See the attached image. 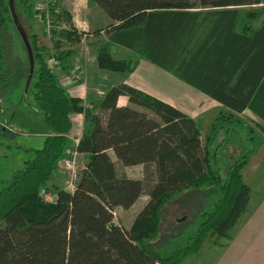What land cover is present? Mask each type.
<instances>
[{
	"label": "trees",
	"instance_id": "16d2710c",
	"mask_svg": "<svg viewBox=\"0 0 264 264\" xmlns=\"http://www.w3.org/2000/svg\"><path fill=\"white\" fill-rule=\"evenodd\" d=\"M89 4L107 19L93 32L106 38L96 48L99 69L131 74L143 58L227 111L218 116L213 136L202 140L193 118L126 82L102 89L92 109L66 91L49 62L68 74L73 50L63 44H78L89 31L74 26L59 0L34 10L32 0H14L17 25L9 0H0V89L10 84L3 34L18 32L21 37L22 31L32 49L33 69L29 71L28 59L21 70H26L38 117L49 130L40 147L26 149L31 157L0 186V264H184L208 236L228 237L250 200L241 168L254 151V137L240 114L264 75V19L259 27L253 24L257 14L264 15V6L251 7L264 0ZM35 13L46 25L47 18L52 22L47 31L51 48L40 43L32 28ZM21 19L29 21L27 31ZM110 45L129 50L135 58L114 56ZM120 96L127 98L126 104H118ZM74 113L83 114V121L72 148L86 162L73 187L55 188L49 200L44 193H49L48 181L70 146ZM220 130L224 136L217 140ZM229 138L235 158L228 162L221 156ZM138 165L142 177H130L126 169ZM185 191H201L200 205L191 220L187 215L176 219L177 231L158 244L164 206ZM142 195L147 201L129 228L113 221L115 209L130 208Z\"/></svg>",
	"mask_w": 264,
	"mask_h": 264
},
{
	"label": "rangeland",
	"instance_id": "374dc122",
	"mask_svg": "<svg viewBox=\"0 0 264 264\" xmlns=\"http://www.w3.org/2000/svg\"><path fill=\"white\" fill-rule=\"evenodd\" d=\"M47 1L49 0H32L33 10L38 6L45 7ZM65 4H67V0H62V2L60 3V7L62 8L63 6H65ZM258 8L259 7H255L253 10ZM263 16L264 15L259 16L257 14L256 19L259 18L258 19L259 21L261 18H263ZM36 18L41 23L39 24L41 28L39 30V33L37 34L40 43H43L44 45H47L51 48L52 45L49 40L51 33H47V26L45 24V21L37 13L34 14L31 20L32 28H34L33 23H34V19ZM28 22L29 21H27L26 19H21V23L26 31L28 30ZM105 24L106 23H101L100 26L102 25L104 26ZM88 31L89 34L87 36H83L78 44L75 45L63 44V48L72 49L73 53L75 52V58H77L78 56H81L83 51L88 50V52H90V50L88 49V45L96 44V48H97V46L106 43L105 36H103L104 34L99 35L100 36L99 39L97 37L98 35H95L93 33L94 31L93 32H90L92 30H88ZM2 41L4 46V65L6 72L10 74V84L0 89V186L4 181H6L11 177L14 171L22 167L23 161L25 159L31 157L32 152L26 151V149L40 147L41 146L40 141L43 140L42 139L43 134L48 131V127L38 117L37 108L35 105V101L33 99V95L31 93V90L27 88L29 80H28V76L27 77L25 76L26 70H25V74L24 71L21 70L22 62L26 67V63L28 62V57L26 50L23 47V41L20 35L18 34V32H16V34L11 36H9L8 34H3ZM110 49L112 53L115 54V56L124 55L123 56L124 58H132V57L135 58V55H133L129 50L125 51L112 45L110 46ZM141 60H143V63H140L141 61H139V65L137 66L135 73L130 75L131 81L133 83H136L143 89H147L148 91L153 92L156 97H159L162 100L169 102L172 105L173 102H175L176 104H179V106L181 107L184 106L185 104L193 105L190 103L192 102L195 103L196 98L200 96L198 95V93H196V91L188 90L190 89L188 87V84L182 81L181 79L177 78L176 76H174L171 72L159 68L158 66L152 64L146 59L141 58ZM51 61L52 59L49 60V62L52 64V68L59 70L58 69L59 64L57 62L54 61L51 62ZM72 66H73L71 67L72 69H69L70 72L68 74L66 73L67 79L77 84L80 83L81 81H85L84 77L82 76L83 75L82 72H80V70H78L76 67L77 63L72 64ZM73 70L77 72L76 78L80 77L79 79L80 81H78V79H72L70 77L71 71ZM81 83L84 86L89 85V83H84V82ZM96 85H98V82H96ZM97 92L98 94L102 95L101 89L97 90ZM204 101L205 100L201 98L196 102L198 105L201 104L204 105L206 104V102ZM223 112L225 113L226 111H224L222 107H219L217 105L209 106V108L203 110V113L198 118L199 127L202 132L201 133L202 140L207 134L210 135L211 132L214 131V127L218 125V116L222 115ZM75 118H76L75 129L73 130V132L75 133H71V134L69 133L70 135L76 134L77 133L76 130H79L80 127L82 129V126H80L82 124L78 125V123L81 121L80 117L75 116ZM240 118L241 120L244 121L246 125H249L252 128V136L254 137L252 144L254 150L258 147L262 148V146L264 145L263 130L256 124V122L245 119L242 116H240ZM211 126H213V128ZM3 128H8L9 133H5ZM212 134L210 136H213ZM216 134H218L217 140H219L220 137L224 136V132L222 130H220V132ZM240 135H244L243 130L240 131ZM73 136H74V140L76 141V139H78V136L76 135ZM227 141L229 142L228 143L229 146H226V148L223 150V153H225V155L221 156V158L223 161L229 162L232 159H234L235 156H233L234 154H232L231 139L229 138V140ZM252 144L250 145L252 146ZM68 149H72V147L69 146ZM111 157L114 159L112 153H111ZM85 162L86 159L83 155L76 154L74 158V164L72 165L73 170L78 172L84 166ZM253 165L254 164L252 161L249 167H247V169H245L246 171L244 172L245 174L244 177L248 182H250L251 179L252 180L254 179ZM59 168L65 172V179L63 180V185H60V187L71 189L72 186L71 184H69V180H70L69 173H67L63 169L62 163L59 165ZM126 170L130 177L140 178L143 175L142 173L143 168L140 167L127 168ZM52 187L53 185L50 182L49 183L50 190L48 191L50 194L47 192L44 193V196L49 200H52L53 199L52 197L55 196V194L52 193V191L54 192V189ZM146 201H147V196L142 195L130 208L115 209L116 213L113 215V221L120 224L124 228H129L137 212L141 209V207L144 205ZM201 201H202L201 191H189V192L185 191L182 194H180L178 197H176L174 200L169 201L164 206L162 222L160 225V235H159L160 237L156 242H158L159 244V242L164 241V238L169 236L173 231H177L178 224L180 223H175L176 219L182 218L184 215H187L186 220H191V218L194 216L197 210L196 208L200 205ZM209 237L213 239V237H217V236L215 235L208 236L207 238ZM207 238L204 239L202 245L204 244ZM217 239L219 240L220 238L217 237ZM210 242L212 243L213 240H210ZM155 246L156 245L153 244V247ZM195 254L196 255L202 254L201 256L203 257H205L206 255V253L204 255V251L203 253H198V252L192 253L185 258L183 263L184 264L214 263V261H208L207 259L206 261L205 260L203 261L200 259V257H197Z\"/></svg>",
	"mask_w": 264,
	"mask_h": 264
},
{
	"label": "crops",
	"instance_id": "0c3cea01",
	"mask_svg": "<svg viewBox=\"0 0 264 264\" xmlns=\"http://www.w3.org/2000/svg\"><path fill=\"white\" fill-rule=\"evenodd\" d=\"M59 2L61 3L62 0H59ZM89 2L90 0H87L86 7L77 8V0H67V4H65L62 9L67 10L71 14L72 23L76 28L77 26L74 21V17L79 16L80 19H85L87 21L89 25L88 30H92L90 32H93L94 30L99 29L103 26H100L101 23H107V19L104 14L94 5L90 8ZM263 6L264 4L251 5V7L254 8H260ZM263 19L264 16L259 21L257 20L258 22H253L254 26L259 27L262 24ZM39 24H41L40 21L37 18L34 19L33 29L36 34L39 33V30L41 28ZM101 34L103 33H100L99 35ZM99 35L97 36L98 38L100 37ZM112 46L128 51L118 45ZM88 49L90 50V52H88V50L83 51L81 56H78L77 58H75L74 52L72 54L71 59V62L73 61V64L77 63V69L80 70V72H82L83 74L82 76L84 77L85 81L81 82L89 83L88 86L85 85L86 88L81 82L77 84L73 83L72 81H69V79H67V71L59 69V67V70L54 69L59 78L60 83L65 87L66 91L70 95L79 96L83 98L85 104L92 109H95V105L101 97V95L98 94L97 90L108 89L109 87L117 85L121 82H126L130 85H133L141 90H144L154 95L153 92L148 91L147 89H143L142 87L131 81L130 75L134 74L135 72L131 74L117 73L99 69L97 67L95 58L96 44L88 45ZM113 55L115 56L114 53ZM116 56L121 57L118 55ZM139 61H141L140 63H143V60L139 59ZM96 82H98V85H96ZM97 86L100 87L98 88ZM188 87L190 88L188 90L196 91V93L200 95L196 98V101L202 98L205 100L204 102H206V104H201V106L198 105L195 101V103H190L193 105L185 104L181 107L175 102H173V105L189 117L193 118L198 125V118L203 113V110H206L207 108H209V106L217 105L219 107H222L224 111H227L219 102L212 99L210 96L202 93L201 91L190 85H188ZM126 103V97L120 96L118 98V104L123 105ZM75 116H78L81 119L78 125L82 124L83 115L81 113L72 114L73 128L70 134L75 133L73 132V130L75 129ZM240 116L245 119L256 122V124L262 130H264V75L256 86L253 95L251 96L247 106L243 110L242 114H240ZM76 131V134H69L70 136H68V138L70 139L71 147H73L74 144L73 135H76L79 138L81 134V127L79 130ZM48 132L49 130L43 134L42 139L46 134H48ZM42 141L43 140H41L40 142L42 143ZM249 157L250 158H248V162L241 168L243 181L250 187L251 192L250 200L247 204L246 210L244 214L236 221L234 226L230 229L228 237H221L219 240L217 239V237H213V239L209 237L206 239V241L202 245V249L200 248L201 252L198 251V253H203L204 251V255L206 253L205 257L201 256L202 254H195L197 257H200V259L203 261H206V259L208 261H214L213 264H264V145L262 146V148H256ZM252 161L254 164V179H251V181L248 182L244 177V172L246 171L245 169L249 167ZM136 167L142 168L141 165L130 168ZM64 179L65 172L61 170L58 165V168L55 171L53 177L48 182V187L50 182L53 185L52 188L54 189V192L51 188L53 194H55V188L60 187V185H63ZM210 240H213V242L211 243Z\"/></svg>",
	"mask_w": 264,
	"mask_h": 264
},
{
	"label": "built area",
	"instance_id": "2783aa9c",
	"mask_svg": "<svg viewBox=\"0 0 264 264\" xmlns=\"http://www.w3.org/2000/svg\"><path fill=\"white\" fill-rule=\"evenodd\" d=\"M47 31L50 29V26H51V20L49 18H47ZM70 77L72 79H80L79 78H76L77 77V72L75 70L71 71V74H70ZM78 139H76V141L74 140V145L77 143ZM78 154L76 152V150L74 148L72 149H68L66 151V156L60 161L59 165L62 163V166H63V169L69 173V184H71V186L73 187V185L75 184V182L77 181L78 179V172L77 171H74L73 168H72V165L74 164V158H75V155Z\"/></svg>",
	"mask_w": 264,
	"mask_h": 264
},
{
	"label": "water",
	"instance_id": "95a60500",
	"mask_svg": "<svg viewBox=\"0 0 264 264\" xmlns=\"http://www.w3.org/2000/svg\"><path fill=\"white\" fill-rule=\"evenodd\" d=\"M9 6H10V11H11L13 21L17 25V17L15 14V11H14V0H9ZM21 39H22L23 44L26 48V52H27L29 64H30L29 71L31 72L33 69V53H32V49H31L30 43L28 41V38H27L26 34L23 33L22 31H21Z\"/></svg>",
	"mask_w": 264,
	"mask_h": 264
},
{
	"label": "clouds",
	"instance_id": "9594fccd",
	"mask_svg": "<svg viewBox=\"0 0 264 264\" xmlns=\"http://www.w3.org/2000/svg\"><path fill=\"white\" fill-rule=\"evenodd\" d=\"M87 0H77V8L86 7ZM74 21L78 29L82 31H88L89 25L85 19H80L79 16L74 17Z\"/></svg>",
	"mask_w": 264,
	"mask_h": 264
},
{
	"label": "bare ground",
	"instance_id": "6f19581e",
	"mask_svg": "<svg viewBox=\"0 0 264 264\" xmlns=\"http://www.w3.org/2000/svg\"><path fill=\"white\" fill-rule=\"evenodd\" d=\"M71 69V68H70Z\"/></svg>",
	"mask_w": 264,
	"mask_h": 264
}]
</instances>
